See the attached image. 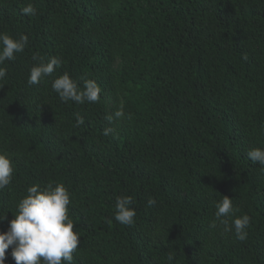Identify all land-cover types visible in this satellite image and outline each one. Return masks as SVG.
Instances as JSON below:
<instances>
[{
  "label": "trees",
  "instance_id": "16d2710c",
  "mask_svg": "<svg viewBox=\"0 0 264 264\" xmlns=\"http://www.w3.org/2000/svg\"><path fill=\"white\" fill-rule=\"evenodd\" d=\"M0 32L28 37L2 65L14 171L0 232L28 187L63 183L72 264H264V170L246 155L264 148V0H0ZM34 56L62 64L29 85ZM64 72L95 80L99 101L62 102L51 82ZM223 195L250 217L243 241L215 220ZM118 196L133 198L132 225L114 219Z\"/></svg>",
  "mask_w": 264,
  "mask_h": 264
},
{
  "label": "clouds",
  "instance_id": "9594fccd",
  "mask_svg": "<svg viewBox=\"0 0 264 264\" xmlns=\"http://www.w3.org/2000/svg\"><path fill=\"white\" fill-rule=\"evenodd\" d=\"M22 14L35 15L36 9L31 3L25 6ZM28 37L19 38L0 32V80L7 76L3 67L5 61L15 59L17 53L23 52ZM38 61L29 70L28 84H39L44 78L52 77L62 59L53 56L47 61L34 56ZM51 87L62 102L73 101L77 104L96 103L100 99L101 89L95 80H83L82 88L73 80L68 72L52 79ZM84 123V118L77 113L76 126ZM105 130V135L109 134ZM253 164H259L264 170V148H251L246 153ZM12 160L8 154L0 151V190L7 187L13 176ZM71 203L70 193L63 183H48L45 187L33 185L27 188V195L20 199L17 212L9 222L7 231L0 232V264H5V253L11 247V256L15 264H72L73 253L80 245L79 233L74 231L73 220L69 217L68 205ZM156 203L148 198L147 205ZM131 196H118L115 203L114 219L122 225H132L136 215L132 207ZM215 220L224 226L225 231H233L237 239L247 238L246 229L250 226L247 214L237 216L232 199L223 195V199L215 204ZM228 217H231L229 224ZM0 217V221L5 219ZM213 221L210 227L215 228ZM168 260H172L169 255Z\"/></svg>",
  "mask_w": 264,
  "mask_h": 264
}]
</instances>
